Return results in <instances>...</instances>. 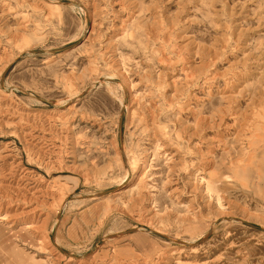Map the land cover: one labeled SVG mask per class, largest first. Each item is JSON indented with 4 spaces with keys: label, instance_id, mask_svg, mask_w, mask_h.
I'll use <instances>...</instances> for the list:
<instances>
[{
    "label": "rangeland",
    "instance_id": "374dc122",
    "mask_svg": "<svg viewBox=\"0 0 264 264\" xmlns=\"http://www.w3.org/2000/svg\"><path fill=\"white\" fill-rule=\"evenodd\" d=\"M0 264H264V0H0Z\"/></svg>",
    "mask_w": 264,
    "mask_h": 264
},
{
    "label": "bare ground",
    "instance_id": "6f19581e",
    "mask_svg": "<svg viewBox=\"0 0 264 264\" xmlns=\"http://www.w3.org/2000/svg\"><path fill=\"white\" fill-rule=\"evenodd\" d=\"M50 4H53L54 6H50V5H48V7L50 8V7H56V5L57 4H59L60 2H58V1H56V2H54V1H51V2H49ZM110 77V76H109ZM123 87L125 88V89H127V86H125V85H123ZM128 91V90H127ZM38 99V98H37ZM76 99V98H75ZM126 108H127V106H126ZM254 146V145H253ZM252 148V147H251ZM253 149V148H252ZM245 158V157H244ZM243 158V159H244ZM249 158V157H248ZM247 163V162H246ZM240 165V164H239ZM236 166V165H235ZM241 166V165H240ZM247 170V169H246ZM237 171V170H236ZM252 172V171H251ZM233 173V172H232ZM235 177V176H234ZM237 181V180H236ZM127 182H128V180H126V181H124V182H122L121 184H119L116 188H115V192L116 193H120L121 191V189H123V188H125L126 186H127ZM209 186V185H208ZM208 189H210V188H208ZM139 231H141L140 229H137L136 230V232H139ZM120 234H122V232H119V233H116V237L118 236V238H119V235ZM126 236V235H125ZM105 239H107V240H109V239H112V238H108V236L105 238ZM58 240V239H57ZM106 240V241H107ZM146 241V240H145ZM56 245H57V243H55ZM55 245V246H56ZM123 245V244H122ZM135 246V245H134ZM66 252V251H65ZM131 253V252H130ZM125 254V253H124ZM71 255V254H70ZM121 256H123V255H121ZM72 257H76V258H80V257H78V256H72Z\"/></svg>",
    "mask_w": 264,
    "mask_h": 264
},
{
    "label": "water",
    "instance_id": "95a60500",
    "mask_svg": "<svg viewBox=\"0 0 264 264\" xmlns=\"http://www.w3.org/2000/svg\"><path fill=\"white\" fill-rule=\"evenodd\" d=\"M66 50H67V48H65ZM65 49H62V50H65ZM57 51H59V50H57ZM57 51H55V53H57ZM38 100H42V101H46L47 103H50V104H52V102H50V101H47V100H44L43 98H38ZM120 129H119V141L121 142V148H122V141H121V133H122V126H123V124H122V118L120 119ZM110 191H106V192H102V193H100L99 195L100 196H105L106 194H108ZM133 231L134 230H132V231H129V233H133ZM210 235V234H209ZM208 238V236L206 237V238H204V240H202V241H200V243H203L206 239Z\"/></svg>",
    "mask_w": 264,
    "mask_h": 264
}]
</instances>
